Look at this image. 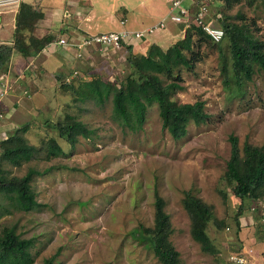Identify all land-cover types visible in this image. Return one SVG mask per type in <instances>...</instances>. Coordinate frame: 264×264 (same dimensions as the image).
<instances>
[{
  "label": "rangeland",
  "instance_id": "obj_1",
  "mask_svg": "<svg viewBox=\"0 0 264 264\" xmlns=\"http://www.w3.org/2000/svg\"><path fill=\"white\" fill-rule=\"evenodd\" d=\"M209 9L210 13L222 10L235 22L249 25L251 33L264 40L261 0L230 10L214 5ZM201 51L205 57L193 71L181 67L183 89L174 98L180 103L204 100L209 118L200 125L190 123L186 135L178 139L162 127L155 104L147 108L142 127L134 129L114 118L111 98L101 104L74 100L59 88L55 74L3 79L11 86L16 83L17 92L9 125H0V139L28 124L24 135L29 143L40 146L42 139L54 136L66 152L50 160L38 156L20 167L4 164L11 175L22 176L30 167L39 172L31 186L40 206L27 212L12 209L0 219V229L14 226L21 237L33 239L30 264H42L50 256L53 264H161L133 235L139 224L153 225L156 189L174 229L170 240L179 251L180 264H229L228 255L241 244L262 248L258 224L264 230L263 221L254 217L259 212L252 211L253 204L247 200L241 217L250 220L244 225L250 226L249 231L237 232L234 216L240 202L222 175L230 156L229 134L238 137L240 148L245 141L264 145V77L255 73L245 83L243 96H231L223 87L217 49L202 47ZM115 52L119 59L111 66L113 53L103 57L94 52L92 64L85 57L78 60V75L70 80L77 83L83 73H88L86 80L97 77L96 73L109 80L123 79L128 52L124 47ZM33 84L37 91L32 90ZM65 113L76 115L91 131L87 137L78 136L73 146L52 127ZM189 189L211 204L216 217L226 223L221 228L212 222L208 225L214 253L203 251L190 235L189 216L181 202Z\"/></svg>",
  "mask_w": 264,
  "mask_h": 264
},
{
  "label": "trees",
  "instance_id": "obj_2",
  "mask_svg": "<svg viewBox=\"0 0 264 264\" xmlns=\"http://www.w3.org/2000/svg\"><path fill=\"white\" fill-rule=\"evenodd\" d=\"M219 1L221 7L230 10L241 3L251 4L254 0ZM261 1L264 4V0ZM205 2L208 8L213 4L211 0ZM197 4L196 2L192 6V11H197ZM15 10L13 38L10 42H0V74L5 75L14 54H20L25 59L35 56L56 39L51 33L35 35V30L44 17L38 7L21 1ZM237 17L243 18L240 14ZM232 18L233 16L224 14L222 10L211 12L209 19L224 31V36L219 42H213L202 30V26L195 22L189 23L188 26L180 23L185 28L182 38L165 48L151 43L144 52L135 53L132 52L131 45H124L128 54L124 59L127 72L123 79L109 80L96 73L93 75L97 77L86 80L84 75L88 73H83L77 77L75 83L74 80H66L72 73L69 72L67 75H56L58 86L64 93L73 96L74 100L91 99L101 104L111 98L114 118L122 125L134 129L142 127L147 108L155 104L162 127L173 138H182L186 135L190 123L200 125L209 118L204 100L180 103L174 98V95L183 89L180 84L181 67L193 71L196 63L205 57V53L201 51L202 47L217 49L223 87L231 96H243L245 83L250 81L255 73L264 77V40L256 38L249 25L237 23ZM27 127L28 124H25L15 133L0 139V198L3 200H0V219L11 214L12 209L27 212L40 206L31 186L33 175L39 172L30 167L22 176L11 175L4 164L20 167L38 156L50 160L66 154L54 136L42 139L40 146L29 143L24 135ZM52 127L70 146L75 145L78 136L87 137L91 133L76 115L70 113L59 117ZM228 141L230 156L222 181L240 202L234 216L238 232L241 228L239 218L243 216V204L247 200L253 204L251 210L259 212L254 216L255 219L262 220L264 145H253L245 141L240 148L238 137L234 134H229ZM218 191L225 195L222 189ZM181 202L189 216L191 237L200 244L203 251L214 253L216 249L208 234V225L212 222L217 228H221L226 225L225 221L218 219L213 206L191 189L184 191ZM164 208L165 201L156 189L153 198V225L139 224L133 229V235L153 251L161 264H180L179 251L170 240L174 229ZM258 230L263 233L264 244V230L259 224ZM32 245L33 239L21 237L14 226H3L0 229V264H30L33 259L29 247ZM241 252L242 248L233 253ZM260 256L264 258V248ZM53 261L54 256H50L45 258L42 264H53Z\"/></svg>",
  "mask_w": 264,
  "mask_h": 264
},
{
  "label": "crops",
  "instance_id": "obj_3",
  "mask_svg": "<svg viewBox=\"0 0 264 264\" xmlns=\"http://www.w3.org/2000/svg\"><path fill=\"white\" fill-rule=\"evenodd\" d=\"M23 2L31 3L38 7L44 17L40 20L38 27L35 30L37 36H42L46 33L55 35V40L65 38L71 43L82 36L89 34H96L99 32L121 31L127 30H145L150 26L158 23L165 18V27L158 29L147 35L144 38L133 41L131 50L135 53L144 52L151 43H156L165 48L173 44L178 39L182 38L185 28L180 23L173 22L168 19V12L171 2L169 0H22ZM215 7L221 6V1L211 0ZM185 5L189 2L185 0ZM221 9V8H220ZM11 10V11H10ZM15 9L13 6H0V42H10L13 38L14 24H15ZM220 16V14L218 15ZM125 21L121 23V20ZM94 52H89L85 58L92 64L94 60ZM128 52V51H127ZM113 53L112 58L108 61L110 66L112 63H117L114 57V50H109L106 55ZM112 55V54H111ZM122 57V56H119ZM78 59L75 58L74 49L71 45L65 47L58 45L50 51L42 50L35 56H29L26 59L20 54H14L9 64L7 78H14V76L27 79L32 76H47L58 75L60 73L75 70V65L78 64ZM77 62V63H76ZM24 79V81H25ZM17 82V79H16ZM19 85V84H18ZM34 86V84H33ZM16 83L11 86L7 94L2 99V107L7 114L2 128L9 125L8 115L13 110L14 93L17 88ZM19 88V87H18ZM27 89V87H26ZM37 91V87L34 89ZM26 91V90H25ZM23 91V92H25ZM12 105V106H11ZM17 118L14 120V123ZM249 217V216H248ZM247 221V222H243ZM240 230L245 229L244 235L249 231L250 226L244 227L248 218H239ZM254 227V226H253ZM260 244V243H259ZM263 244V243H262ZM243 244L235 247V252L240 248H245ZM262 248H253V258L257 263H261L263 258L260 256Z\"/></svg>",
  "mask_w": 264,
  "mask_h": 264
},
{
  "label": "built area",
  "instance_id": "obj_4",
  "mask_svg": "<svg viewBox=\"0 0 264 264\" xmlns=\"http://www.w3.org/2000/svg\"><path fill=\"white\" fill-rule=\"evenodd\" d=\"M22 0H0V6H13V9L17 8ZM171 2L170 9L168 12V19L176 22L183 23L188 26L189 23L195 22L202 26V30L210 37L213 42H219L224 36V31L218 26H213V20L210 18V11L208 5L205 1L207 0H187L189 5H185L183 2L185 0H169ZM198 3L197 11H192V6ZM125 20L122 19L121 23ZM165 18L160 20L153 26L148 27L145 30H127L123 29L121 31H108L99 32L96 34H89L80 37L77 40H73L69 43L68 39L59 38L43 50L50 51L54 47L61 45L66 48V46L71 45L74 49L75 58L80 60L85 57L91 51H97L101 55H106L109 50H120L124 45H131L133 41H138L142 39L146 34H151L158 29H163L165 27ZM78 71L75 69L70 76H67L66 80L69 81ZM7 78L5 75L0 77V123L5 119L6 113L5 109L2 107V99L7 94L8 90L11 88L9 84L3 79ZM261 216L264 222V198L261 202ZM253 249L243 248L241 253H231L228 255L227 260L229 264H259L257 263L252 255ZM260 264H264V258Z\"/></svg>",
  "mask_w": 264,
  "mask_h": 264
},
{
  "label": "clouds",
  "instance_id": "obj_5",
  "mask_svg": "<svg viewBox=\"0 0 264 264\" xmlns=\"http://www.w3.org/2000/svg\"><path fill=\"white\" fill-rule=\"evenodd\" d=\"M245 248H248V247H245ZM243 250V249H242ZM233 253V252H232Z\"/></svg>",
  "mask_w": 264,
  "mask_h": 264
}]
</instances>
